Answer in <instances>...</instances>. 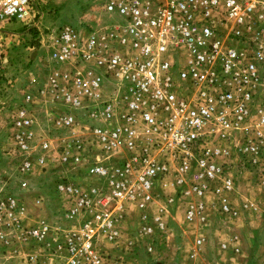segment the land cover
Listing matches in <instances>:
<instances>
[{
    "label": "built area",
    "instance_id": "obj_1",
    "mask_svg": "<svg viewBox=\"0 0 264 264\" xmlns=\"http://www.w3.org/2000/svg\"><path fill=\"white\" fill-rule=\"evenodd\" d=\"M33 1L0 0V25L32 19ZM104 1V13L121 22L86 37L83 29L63 26L51 59L71 68L55 69L46 92L62 102L57 127L72 131L80 112L100 124L89 130L105 160L87 162L80 143L64 152L69 172L84 170L97 181L84 190L74 174L58 184L72 222L65 230L46 223L23 228L18 201L0 198V227L37 242L55 236L46 255L24 264H123L104 254L101 240L118 243L126 206L138 208L146 222L157 182L166 176L188 224H205L213 212L235 220L241 210L227 170L231 149L245 166L264 165V0ZM107 85L113 95L105 98ZM33 124L26 108L13 118L21 150L47 151L48 141H36ZM22 167L33 168L28 161ZM156 222L143 225L141 235L156 240L165 233L160 217ZM204 242L196 235L193 257ZM147 251H155L151 243Z\"/></svg>",
    "mask_w": 264,
    "mask_h": 264
},
{
    "label": "rangeland",
    "instance_id": "obj_2",
    "mask_svg": "<svg viewBox=\"0 0 264 264\" xmlns=\"http://www.w3.org/2000/svg\"><path fill=\"white\" fill-rule=\"evenodd\" d=\"M65 2L68 10L63 7ZM104 3V0H34L31 3L32 19H13L0 25V198L10 195L18 201L23 228L46 223L54 229L65 230L72 224L65 216L67 198L57 186L75 172H69L71 166L63 163L62 158L66 150L74 151L79 139L92 144L94 138L89 128L78 130L79 124L89 123L85 113L80 112L81 119L72 131L56 126L63 106L56 95L54 98L46 92V86L55 69L66 67L56 65L51 59L54 43L63 26L104 30L106 26L121 22L117 16L104 13ZM106 88L109 92L105 91L104 95L108 98L113 91ZM27 96L31 97L29 103H26ZM21 108H26L33 118L36 141H48L50 148L47 151L21 150L13 127V118ZM43 129L56 139L67 132L75 140L62 146L61 142L44 138ZM230 160L227 170L236 184L233 200L240 203L255 199L262 204L264 165L259 168L245 166L234 147ZM26 161L33 167L28 172L22 167ZM116 161L118 157L114 159ZM75 175L84 190L97 183L95 178H88L84 170ZM172 181L170 176L158 180L157 198L147 212L146 222H141L140 211L134 205L123 209L119 223L122 235L118 243L101 240V248L107 257L118 259L123 264H246L248 261V264H264V205L257 214L247 213L242 221H230L213 212L205 224L190 225L185 221V208ZM157 217L165 224V233L158 235L156 240L143 237L142 226H155ZM0 228L5 234L0 241V264H24L29 258L46 255L45 246L55 243L54 235L45 242H37L25 238L11 227ZM237 232L244 239L245 257L225 253L221 247L227 241L222 239L225 234L231 238ZM198 234L205 237V242L199 256L193 257ZM150 243L155 250L151 254L147 251Z\"/></svg>",
    "mask_w": 264,
    "mask_h": 264
},
{
    "label": "crops",
    "instance_id": "obj_3",
    "mask_svg": "<svg viewBox=\"0 0 264 264\" xmlns=\"http://www.w3.org/2000/svg\"><path fill=\"white\" fill-rule=\"evenodd\" d=\"M63 7L64 8L66 7L67 10H68L67 2H65ZM64 13H66V12H64ZM65 17L67 18V16H65ZM98 20L99 19H97V21ZM89 30L88 29H83L82 30V33L85 35V37L87 36V33H88ZM94 30H95V28H94ZM65 68L69 69L71 67L66 66ZM107 87H109V86L107 85ZM36 98H37V96H36ZM46 100L49 101V98H46ZM82 119H84V117ZM93 124H94L93 122H89V123H87L85 125L84 124H81V125L79 124L78 125V130H80L81 127H85L86 129H88ZM43 131H44V138H48L50 141H53V142H57V141L61 142L62 146L65 145L67 143V141L73 142L75 140L74 138L72 139L70 136H68L67 132L65 133V135L58 136L57 139H56V137L54 135H48V132L45 129H43ZM79 142H80V144L83 145L84 155L87 157V162H95V161H104L105 160V157L102 154H100L95 148H93L94 143H95L94 139H93L92 144H90L87 140L84 141L83 139H81V140L79 139ZM70 151H72V150H70ZM234 203L241 210L240 215L237 217V219H235V220H238V221L239 220L242 221L243 217L247 213L257 214L258 211H259V208H261V205H264V201H262V204H261V202H259V201L257 202L255 199L251 200V202L248 201V202H240V203H237L234 200ZM244 204L247 205L248 209L242 210V207H243ZM212 215L213 214H211V216ZM228 236H231V235L225 234V237H222V239H226L227 240V241H225L226 244H227V249L223 250V251H225V253L229 252L231 255L235 254L234 256H236V257H238V256L245 257V254L243 253V245H242L243 240H244L243 236H241V234L238 233V232L235 233V235L233 237H231V238H228ZM236 250H238V251H236ZM257 253H256V260H257ZM248 262L246 264H248ZM249 264H251V262Z\"/></svg>",
    "mask_w": 264,
    "mask_h": 264
}]
</instances>
